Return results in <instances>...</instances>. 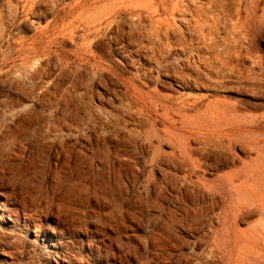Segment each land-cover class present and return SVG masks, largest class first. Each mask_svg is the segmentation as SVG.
Listing matches in <instances>:
<instances>
[{"label":"rangeland","instance_id":"rangeland-1","mask_svg":"<svg viewBox=\"0 0 264 264\" xmlns=\"http://www.w3.org/2000/svg\"><path fill=\"white\" fill-rule=\"evenodd\" d=\"M0 264H264V0H0Z\"/></svg>","mask_w":264,"mask_h":264},{"label":"bare ground","instance_id":"bare-ground-1","mask_svg":"<svg viewBox=\"0 0 264 264\" xmlns=\"http://www.w3.org/2000/svg\"><path fill=\"white\" fill-rule=\"evenodd\" d=\"M64 3V2H63ZM46 5V4H45ZM43 7H44V5H43ZM41 8V7H40ZM45 8V7H44ZM40 10V9H39ZM198 10V9H197ZM43 11V10H42ZM41 15H42V13H40ZM177 14V13H176ZM189 14V13H188ZM40 16V15H39ZM39 19V18H38ZM33 23V22H32ZM38 28V27H37ZM85 28V27H84ZM85 30V29H84ZM19 33V32H18ZM65 44H67V43H65ZM55 54H57V53H55ZM60 55V54H59ZM44 57V56H43ZM37 59V58H36ZM59 59V58H58ZM38 60V59H37ZM51 61V60H50ZM75 61V60H74ZM88 62V61H87ZM57 63V62H56ZM55 63V64H56ZM72 63H74V62H72ZM61 64V63H60ZM59 64V65H60ZM89 65V64H88ZM73 66V65H72ZM51 67V66H50ZM18 68V67H17ZM48 73H49V71H47ZM79 73V72H78ZM37 74V73H36ZM80 75V74H79ZM35 76V73L33 74V77ZM36 77V76H35ZM34 77V78H35ZM31 79V78H30ZM30 82V81H29ZM33 82H34V79H33ZM38 88V87H37ZM38 90V89H37ZM46 97H48V96H46ZM57 99H59V97L57 98ZM42 101V100H41ZM65 101V100H64ZM53 105V104H52ZM74 110V109H73ZM74 112V111H73ZM77 113V112H76ZM68 114H70V113H68ZM72 115V114H71ZM76 115V114H75ZM74 115V116H75ZM70 116V115H69ZM144 117V116H143ZM70 118V117H69ZM75 119V118H74ZM61 125V124H60ZM100 151V150H99ZM106 152V151H105ZM103 153V152H102ZM72 154V153H71ZM17 155V154H16ZM11 160V159H10ZM69 161H70V159H69ZM65 162H67V161H65ZM74 163V162H73ZM70 164V163H69ZM89 167V166H88ZM4 171V170H3ZM119 171V170H118ZM87 173V172H86ZM119 176V175H118ZM100 177V176H99ZM120 179V178H119ZM118 187V186H117ZM95 188V187H94ZM102 191V190H101ZM6 201H7V199H6ZM64 201H65V199H64ZM10 204H12V203H10ZM68 204V203H67ZM65 215V214H64ZM64 217V216H63ZM16 218V217H15ZM30 221V220H29ZM57 221V220H56ZM66 225V224H65ZM54 226V225H53ZM67 226V225H66ZM52 228H54V227H52ZM58 228V227H57ZM66 229V228H65ZM40 230V229H39ZM38 230V231H39ZM49 230V229H48ZM45 231V230H44ZM68 231V230H67ZM46 232V231H45ZM55 232V231H54ZM70 232V231H69ZM57 234H59V233H57ZM71 234V233H70ZM169 234V233H168ZM53 236V235H52ZM70 237V236H69ZM62 239V238H61ZM62 242H64V241H62ZM161 242V241H160ZM69 244V243H68ZM56 247V246H55ZM74 247V246H73ZM94 248V247H93ZM68 249V248H67ZM66 249V250H67ZM93 251V250H92ZM99 251V250H98ZM101 251V250H100ZM65 255H67V253L65 254ZM66 257V256H65ZM64 260V259H63ZM70 260V259H69Z\"/></svg>","mask_w":264,"mask_h":264}]
</instances>
